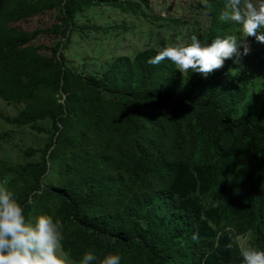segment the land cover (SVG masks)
Returning a JSON list of instances; mask_svg holds the SVG:
<instances>
[{"label": "trees", "instance_id": "16d2710c", "mask_svg": "<svg viewBox=\"0 0 264 264\" xmlns=\"http://www.w3.org/2000/svg\"><path fill=\"white\" fill-rule=\"evenodd\" d=\"M99 1L0 0V99L18 105L0 116L42 134L20 160L0 151V184L26 219L61 221L63 249L76 264L89 251L118 255L120 264H237L235 235L246 231L264 248V77L255 73L264 68L227 59L205 78L168 60L148 63L192 35H240L219 19L225 0L199 2L202 26L194 15L171 17L174 34L183 23L189 31L176 44L162 35L116 54L102 70L76 69L64 59L68 34L90 27L77 18ZM109 1L147 15L140 7L148 0ZM55 3L60 23L30 30L8 23ZM41 30L63 39L33 44Z\"/></svg>", "mask_w": 264, "mask_h": 264}, {"label": "rangeland", "instance_id": "374dc122", "mask_svg": "<svg viewBox=\"0 0 264 264\" xmlns=\"http://www.w3.org/2000/svg\"><path fill=\"white\" fill-rule=\"evenodd\" d=\"M200 1L202 0H148V6L142 5L140 7L146 12V16H142L140 13L135 14L129 10L122 11L111 4L109 0H100L97 3H92L84 9L82 8L83 10L79 14L83 15L77 18L79 24L87 23L90 27L84 26L70 29L66 42L68 47L66 48L67 51H64V59L76 69L98 71L102 70L116 54L128 53L131 48L138 44H144L146 41L156 44L157 39L162 35L167 38L164 44H176L189 31L185 23H183L179 29L175 30L177 33L174 34V22L171 17L182 19L191 18L194 15L201 22L200 26H202L206 23L207 17L200 10L198 5ZM160 10H162L160 13L162 18L151 20V17L154 16L152 14H159ZM59 13L55 3V5L45 9L43 12L9 21L8 23L14 24L21 29L30 30L35 27L50 26L52 23H60ZM119 22H125L124 29L122 25H113ZM158 22L161 23L159 27L156 26ZM102 26H108V29H102ZM151 30L154 31L153 34H149ZM259 31L264 32V29ZM239 34L237 38H243L241 33ZM217 37L220 36H208L201 41V44H210ZM57 39H63V35L59 31L41 30L31 41L33 44L50 46ZM246 42L250 47V52L246 56H241L240 63L245 59L256 69L264 68V60L260 59L262 44L257 42L254 37H247ZM95 48L99 50L98 53H92ZM42 51L48 52V49L42 48ZM240 51L243 52V49L241 48ZM234 59L235 57L230 59V63L226 60L225 62L229 66L239 67L240 63H233ZM255 73L264 77V71L262 73L256 71ZM258 88V86H255V90ZM248 97L250 98V95ZM17 107V104L0 99V113L2 114L11 115ZM3 131L6 134H3ZM20 133L22 136H20ZM41 136L42 134H37L30 128H23L21 131V128L15 127L0 116V151L7 152L12 160L17 157L19 160L22 159V149L25 145L32 144V140L39 139ZM237 239L241 248L252 246V240L248 232L239 234ZM99 258H102V256H99ZM68 261L69 264H76L71 259H68Z\"/></svg>", "mask_w": 264, "mask_h": 264}, {"label": "clouds", "instance_id": "9594fccd", "mask_svg": "<svg viewBox=\"0 0 264 264\" xmlns=\"http://www.w3.org/2000/svg\"><path fill=\"white\" fill-rule=\"evenodd\" d=\"M205 6L209 7L207 0ZM219 19L237 25L243 38L227 35L205 45L196 35H192L190 43L165 47L148 63L158 65L168 60L182 74L191 70L206 78L222 68L227 59L235 57L233 63L239 64L241 56L250 52L247 37H254L264 44V32L259 31L264 29V0H225V11ZM62 229L61 221L54 220L51 215L42 214L31 220L26 219L24 209L14 198L13 192L0 184V264H69L68 253L63 249ZM239 234L243 233L235 235L239 248L237 264H264V248L257 250L253 243L241 248L237 239ZM192 239L198 241L199 235L194 233ZM226 247L231 249L232 243ZM94 261L96 264H120V257L109 254L98 259L89 251L83 254L79 264H93Z\"/></svg>", "mask_w": 264, "mask_h": 264}]
</instances>
